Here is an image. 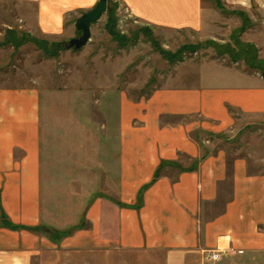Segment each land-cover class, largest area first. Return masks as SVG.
Here are the masks:
<instances>
[{"label": "rangeland", "instance_id": "374dc122", "mask_svg": "<svg viewBox=\"0 0 264 264\" xmlns=\"http://www.w3.org/2000/svg\"><path fill=\"white\" fill-rule=\"evenodd\" d=\"M94 2L75 8L58 0H0V86L42 87L43 192L46 212L62 223L61 230L43 227L49 243L30 264H168L159 250L123 249L112 241L101 248L86 236L79 238L77 247H65L62 241L83 229L91 201L106 198L107 215L121 208L118 158L124 115L125 152L137 154V137L144 136L137 130L147 126L148 108L159 105L157 93L195 84L240 86L246 84L240 81L243 75L253 76L255 85L264 81V0H204L213 13L198 31L148 25L123 0H108V10L92 26L87 45L71 48L70 41L82 35L76 22L100 0ZM49 11L57 16H47ZM160 113L155 114V124L185 127L201 153L226 156L229 170L241 158L250 173H264V116L232 110L233 125L221 131L202 117ZM171 164L163 166L172 177L195 166L189 160L178 167ZM135 180L130 176L127 183ZM230 182L228 175L217 188V202L205 204L206 219L214 218L232 198ZM132 194L127 189V197ZM125 208L137 211V200ZM75 219L78 226L72 225ZM257 230L260 233L261 226ZM221 241L223 248L227 241ZM218 250L188 264H264V251L256 243L245 251L207 259Z\"/></svg>", "mask_w": 264, "mask_h": 264}, {"label": "crops", "instance_id": "0c3cea01", "mask_svg": "<svg viewBox=\"0 0 264 264\" xmlns=\"http://www.w3.org/2000/svg\"><path fill=\"white\" fill-rule=\"evenodd\" d=\"M58 1L71 2L75 8L95 3V0ZM123 1L138 19L164 29L198 31L204 19L213 13L204 0ZM47 16L57 14L51 11ZM240 81L246 84L218 87L195 84L157 93L159 105L148 108L144 118L147 126L137 130V134H144L137 137V154L125 152L127 124L123 100L117 191L121 208L114 207L116 211L107 215L106 198L91 201L84 214V230L81 229L85 232L76 231L62 241L63 245L77 247L79 238L86 236L101 248L112 241L123 249L163 251L168 264H188L215 247L225 255L254 248L256 243L264 251V173H250L241 158L235 159L236 164L229 170L226 156L201 153L197 143L187 136L185 127L155 124V114L161 112L169 118L202 117L222 131L233 125L232 110L264 116V81L255 85L251 75H243ZM42 94V87L34 85L0 86V264H30V259L49 243L45 233H41L43 227L62 229V223L52 220L46 212L43 192ZM184 159L195 166L174 177L164 173L167 169L164 162L178 167ZM127 161L135 165L127 166ZM228 175L233 196L214 218L206 219L205 204L217 202V188ZM130 176L136 182L127 183ZM127 189L133 196L127 197ZM135 200L137 211H127L125 204ZM75 224H79L76 219L72 225ZM222 239L227 241L223 248Z\"/></svg>", "mask_w": 264, "mask_h": 264}, {"label": "water", "instance_id": "95a60500", "mask_svg": "<svg viewBox=\"0 0 264 264\" xmlns=\"http://www.w3.org/2000/svg\"><path fill=\"white\" fill-rule=\"evenodd\" d=\"M108 10V0H100L96 7L87 13H84L76 22L77 31L81 32L79 39H72L69 43L71 48L80 49L83 48L92 35V26L101 20L104 14Z\"/></svg>", "mask_w": 264, "mask_h": 264}, {"label": "built area", "instance_id": "2783aa9c", "mask_svg": "<svg viewBox=\"0 0 264 264\" xmlns=\"http://www.w3.org/2000/svg\"><path fill=\"white\" fill-rule=\"evenodd\" d=\"M219 251V252H218ZM216 253H211L212 255H208V260H214V259H218L222 254L223 252L221 250H218Z\"/></svg>", "mask_w": 264, "mask_h": 264}]
</instances>
